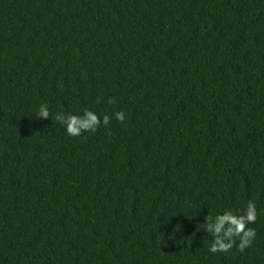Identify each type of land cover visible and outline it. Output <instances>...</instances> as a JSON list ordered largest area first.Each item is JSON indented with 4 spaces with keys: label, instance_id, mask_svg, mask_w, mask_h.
Instances as JSON below:
<instances>
[{
    "label": "trees",
    "instance_id": "obj_1",
    "mask_svg": "<svg viewBox=\"0 0 264 264\" xmlns=\"http://www.w3.org/2000/svg\"><path fill=\"white\" fill-rule=\"evenodd\" d=\"M0 264H264V0H0Z\"/></svg>",
    "mask_w": 264,
    "mask_h": 264
}]
</instances>
